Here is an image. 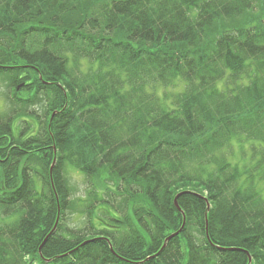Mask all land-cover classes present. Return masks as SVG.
I'll return each mask as SVG.
<instances>
[{
	"label": "trees",
	"instance_id": "1",
	"mask_svg": "<svg viewBox=\"0 0 264 264\" xmlns=\"http://www.w3.org/2000/svg\"><path fill=\"white\" fill-rule=\"evenodd\" d=\"M0 77V264H264V0H0Z\"/></svg>",
	"mask_w": 264,
	"mask_h": 264
},
{
	"label": "rangeland",
	"instance_id": "2",
	"mask_svg": "<svg viewBox=\"0 0 264 264\" xmlns=\"http://www.w3.org/2000/svg\"><path fill=\"white\" fill-rule=\"evenodd\" d=\"M8 80L5 78H1L0 77V112L5 110V99L7 100V93L9 91V82H7ZM10 106V105H9ZM8 109V108H7ZM236 151L239 152V150L236 149ZM69 179L72 186V190L74 193V199L76 200L77 197L82 196V198L85 196V191L87 189V179L85 178V176L79 172V171H75L73 169L70 170L69 174ZM71 221L70 223H74V222H78L79 219V215L77 214H72L71 215ZM77 224V223H75Z\"/></svg>",
	"mask_w": 264,
	"mask_h": 264
},
{
	"label": "water",
	"instance_id": "3",
	"mask_svg": "<svg viewBox=\"0 0 264 264\" xmlns=\"http://www.w3.org/2000/svg\"><path fill=\"white\" fill-rule=\"evenodd\" d=\"M179 197V195L175 198V205H176V209H178V210H180L181 211V209H180V206H179V204H178V198ZM182 212V211H181ZM183 213V212H182ZM56 228V227H55ZM182 229V228H181ZM181 229H179L178 231H176L175 233H173V234H171L166 240H165V244H164V246H163V248L161 249V251L165 248V247H167V243L169 242V240H171L173 237H177V235L182 231ZM55 230V229H54ZM53 230V231H54Z\"/></svg>",
	"mask_w": 264,
	"mask_h": 264
}]
</instances>
